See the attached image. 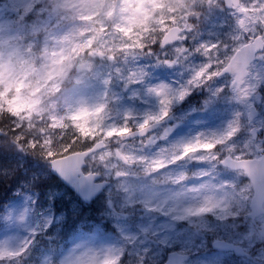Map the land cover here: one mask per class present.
Instances as JSON below:
<instances>
[{
	"label": "snow or ice",
	"instance_id": "6c2138e0",
	"mask_svg": "<svg viewBox=\"0 0 264 264\" xmlns=\"http://www.w3.org/2000/svg\"><path fill=\"white\" fill-rule=\"evenodd\" d=\"M0 264H264V0H0Z\"/></svg>",
	"mask_w": 264,
	"mask_h": 264
},
{
	"label": "rangeland",
	"instance_id": "374dc122",
	"mask_svg": "<svg viewBox=\"0 0 264 264\" xmlns=\"http://www.w3.org/2000/svg\"><path fill=\"white\" fill-rule=\"evenodd\" d=\"M179 79L178 75L174 74L172 70L168 69H155L153 71V74L151 76V83L156 84L160 82L168 83L170 80L175 81ZM143 86H134V88H142ZM204 93L202 91H193L191 96L187 98V100L181 104L177 105L173 108V112L175 111L176 115H179L182 111L188 110L191 107H199L202 103ZM186 104V105H185ZM141 105H143L142 110H151L156 107L155 105V98H150L149 100H139L131 104L133 108H136L138 110L141 109ZM185 105V106H183ZM181 127H184L182 125Z\"/></svg>",
	"mask_w": 264,
	"mask_h": 264
}]
</instances>
